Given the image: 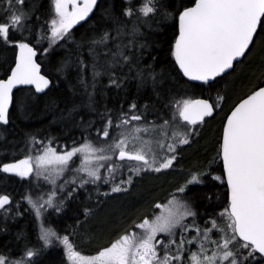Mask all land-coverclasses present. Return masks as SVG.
<instances>
[{
    "label": "snow or ice",
    "instance_id": "snow-or-ice-1",
    "mask_svg": "<svg viewBox=\"0 0 264 264\" xmlns=\"http://www.w3.org/2000/svg\"><path fill=\"white\" fill-rule=\"evenodd\" d=\"M54 2L57 18L50 22V47L52 42L64 38L74 24L88 17L97 6V0ZM0 3L7 4L3 22H0V38L6 43H15L19 48V56L15 67L10 70L11 74L6 79H0V123L6 125L9 121V107L13 104V89L17 85H34L37 91H43L50 81L41 75V66L34 59L37 49L24 38H10V33L29 31L27 23L34 9L26 10L25 0H0ZM135 11L139 13L138 19L155 16L160 11L158 0H141ZM122 14L132 17L133 8L123 9ZM176 15L179 34L175 39L173 55L183 74L192 80L215 81L221 74H227V70H234V62L240 63L241 58H248L258 45H264V0H192V6H182V10L178 9ZM104 16L117 25L116 35L112 36L111 29H104L97 38L90 41L93 47L89 48V52L94 57L92 77L95 81L96 77L106 74L109 85L120 88L125 77L117 75L116 69L122 70L128 66V70L132 71L135 67L132 63L134 56L126 54L125 50L135 47L133 40L140 28L134 22L130 31L125 33L128 26L120 24L110 9L104 10ZM125 34L133 39L127 44L116 43L115 51L107 47L110 40H116ZM97 46H103L104 52H96ZM102 54L105 62L98 67L96 61ZM137 76L144 78L142 70L137 69ZM149 76L155 81V74L149 73ZM256 79L258 83L251 93L240 100L227 116L222 143L217 153L222 159L225 176L216 175L214 179L226 183L228 189V206L218 214L224 218L222 224L209 217L205 223H210L211 227L202 229L196 223L197 213L191 203L180 198L186 195L189 185L203 184V177L211 175L210 171H197L191 172L189 179L175 189L167 204L157 205L163 209L159 215L151 220L144 217L139 224L133 223L131 231H125L96 255H82L75 250L68 235L60 236L53 228L45 227L41 222L38 239L43 241V246L51 245L55 238L65 246L67 259L71 264H264V86H260L264 85V56L261 57ZM91 86L95 89V83ZM222 99L223 97H217V100ZM177 108L184 121L197 125L213 115L216 104L202 99L183 100L177 102ZM136 111L137 105L133 102L129 105V112L121 111L115 122L111 110L104 114L103 126L97 129V133L109 138L110 142L100 146L90 140H85L78 146L73 142L70 149L64 147L61 152H57L52 147L53 139L49 138L46 144L39 142L43 145L41 154L4 163L0 171L27 177L34 171V161L37 176L48 172L49 175L45 176L48 179L52 172L51 166H59L54 170L57 174H63L72 158L80 154V165L73 171L87 173V178H81L77 185L83 187L89 181H100V169L105 166L103 162L110 161L118 153V161L124 163L109 164L104 179L113 183L112 192L122 191L131 185L133 176L145 170L160 172L171 168L177 159L178 145L188 144L191 136L190 132L173 131L171 140L174 143L168 142L165 145L163 140H157L156 148H153V142L145 140L142 133L161 129L162 135L167 138L169 122L164 121L162 125L144 123L143 116L136 114ZM110 129L114 133L112 136ZM30 139L34 145L37 143L36 137ZM165 147L166 153L163 152ZM130 162H137L138 166L131 167ZM126 164L131 175L127 180L116 184L114 173ZM75 180L76 176H73L65 184ZM52 182L55 183V180ZM60 187L63 188L64 185ZM45 195H37L35 199L31 195L25 197L37 216L46 207H55L59 212L63 206V200L59 201V205L54 204L57 195L55 190ZM71 195L72 193H68V196ZM10 207V197L0 195V209L7 214ZM188 217L192 218L191 223L187 222ZM190 229H194L196 235L189 238L186 233ZM213 229L217 231V239L211 238ZM193 242L197 245L196 251L190 248ZM206 245L212 248L210 255ZM35 255L34 249H26L19 260L0 254V264H31L24 257L31 258Z\"/></svg>",
    "mask_w": 264,
    "mask_h": 264
},
{
    "label": "trees",
    "instance_id": "trees-1",
    "mask_svg": "<svg viewBox=\"0 0 264 264\" xmlns=\"http://www.w3.org/2000/svg\"><path fill=\"white\" fill-rule=\"evenodd\" d=\"M140 3L141 0H101L90 17L72 27L64 38L52 42L50 47L49 41L40 42L35 35L41 33L46 37L43 28L55 14L53 0H25V9H34L27 23L31 37L25 40L39 51L42 72L51 79V85L41 93L33 88H21L15 92L9 121L6 125L0 123V165L18 159L21 152L18 148L33 136L37 139L52 138L68 146L71 141L80 142L82 138L95 137L108 110H111L115 122L117 115L129 110L133 102L137 105L136 114L144 117L159 114L161 118H166L173 100L182 95L206 97L212 102L216 95L223 97L224 107L216 110L202 124L210 128L208 134L200 130L198 137L181 150L179 162L175 164L180 172L169 171L154 177L145 174L136 178L127 192L111 194L109 200L94 194L88 200L86 194H79L67 203L61 214L50 218L58 232L68 235L76 250L83 254L97 253L125 231H131L133 223L139 224L144 217L150 218L157 210V202L165 200L167 194H173L169 192L180 187L183 181L185 183L191 172L211 173L203 177V184L190 185L186 191L197 219L217 218L228 206L226 183L212 178L214 172L224 176L221 159L217 155L223 126L232 108L258 83L256 73L264 56V45H258L248 58L235 64L234 70L211 83L189 80L179 70L173 51L178 35L176 12L182 10V6H192V0H158L160 11L155 16L138 19L139 13L135 9ZM128 7L133 8L132 17L122 14V10ZM105 9H110L120 24L128 26L125 33L130 31L134 22L140 28L133 40L135 47L125 50L126 54L134 56L132 63L135 67L132 71L128 70V66L116 69L117 75L125 77L120 88L109 85L106 74L96 77L95 81L92 77L94 57L89 52V48L93 47L90 41L104 29H111L112 36L116 35L117 25L104 16ZM20 37L22 33L16 37L10 33L11 39L19 40ZM131 39L125 34L110 40L107 47L115 51L116 43L127 44ZM141 44L144 47H139ZM95 51L103 53L104 47L97 46ZM16 52V48L0 39V79L9 74ZM104 62L102 54L96 61L97 66ZM137 69L144 73L143 79L137 76ZM149 73L155 74V81ZM93 83L95 89L91 86ZM1 173L4 177L0 178V183L5 186L4 189L16 191L18 195L21 186H17L15 175ZM28 214H21V217L10 221L6 234L0 235L1 250L19 253L28 244L32 245L30 248L37 245L34 241L35 222ZM32 262L67 264L64 251L58 247L39 254Z\"/></svg>",
    "mask_w": 264,
    "mask_h": 264
},
{
    "label": "rangeland",
    "instance_id": "rangeland-1",
    "mask_svg": "<svg viewBox=\"0 0 264 264\" xmlns=\"http://www.w3.org/2000/svg\"><path fill=\"white\" fill-rule=\"evenodd\" d=\"M30 2H31V0H30ZM53 2H54V0H53ZM5 8H7V4L6 3H0V22H3V17L5 15V12H4ZM54 12H55V2H54ZM56 18H57V16L55 13L49 19V24L44 26L43 29L46 32V37H44L41 33H39V35H35V38H38L40 42L43 40H47L50 42L51 41V23L50 22H51V20L56 19ZM142 18H144V17H142ZM71 29H69V31ZM19 33L20 32H15L13 34V37L18 36ZM30 33H31V31H25L22 33V37H20V38H24V39L30 38L31 37ZM0 39L2 41H4L2 38H0ZM59 40H61V39H59ZM4 43H6V42L4 41ZM6 45L12 46L16 49L18 47V45H16L15 43H6ZM217 97H222V96L216 95L213 99V103L216 104V110L218 111L220 108L224 107V104L222 101L223 99L217 100ZM183 100H195V97L191 96L190 94H185V95H182L181 97H179L178 99L173 100L171 107L169 108V115L166 116V118H161L159 116V114L147 115L146 117L143 116L144 123L154 122L157 125H162L164 123V121L169 122V126L167 128V138H165L162 135L161 129H156L154 132H150V133H142L145 140H150L153 142L151 145L153 148H156L155 141H157V140H163L165 145L168 142L174 143V140H171V137L173 136V131L190 132L191 136L189 138L188 144L192 143L191 141L194 137H198L197 135L200 134L199 133L200 130H204V131H206V133L210 131V128H208L207 126H204V125H202V126L190 125L187 121H184L183 118L179 116V114H178L179 109L177 108V102L183 101ZM229 101L230 100H228V104H229ZM225 107H226V104H225ZM126 112H129V110H127ZM112 135H114V133L110 129V136H112ZM48 139L49 138H47V139H37L36 138L37 143L34 145L31 142V139L29 138L28 141L24 142L25 145H24V143H22V146L18 148L19 150H21V152L18 154V155H20V157L18 159L16 158V160L24 159L26 156H29V155L35 157V156L41 154L40 150L42 149L43 145L40 144L39 142L43 141L46 144ZM85 140H90L97 146H100L104 143L110 142L109 138H104L102 135L98 136V134H96L95 137L82 138V140L80 142H75V144L78 146L79 144L84 143ZM73 142L74 141H71L70 146H68L64 142L60 143L58 141L53 140L52 147L55 148L57 152H61L64 149V147H67L70 149L73 146ZM188 144L178 145L177 150H176L177 151V159L173 162V165L171 168L162 169L160 172H155L152 170H145V171L141 172L139 175L133 176L131 185L136 181V178L143 176L145 174L147 177H154L157 174H162V173L169 172V171L180 172L179 168L176 169L175 164L177 162H179L181 150H183L186 146H188ZM156 150L158 151V153L160 152L159 149H156ZM163 152L166 153V147H165V149H163ZM117 155H118V153L116 155H113L111 157L110 161L103 162L105 164V166L100 169V173H101V180L100 181H98L96 183H92L91 181H89L83 187H77V185L79 184L81 178H87V173H76L73 171V169L77 168L80 165V160H81L80 154H77L76 156H74L72 158V160L69 162L67 168L64 169L63 174H57L55 172L54 169L56 167H59V166H51L52 172H51V175L48 179L45 178V176L49 175L48 172H46L44 175L37 176L36 171H35L36 164L33 161L34 171L29 176L20 177L19 175H15V178L17 181V186L18 185H19V187L21 186V192H19L21 194L18 193V195H16L17 194L16 191H10V189L5 190L4 189L5 186L2 183H0V195H9V193L14 192V194H10V195H12L13 200L11 202V207H10L9 211L7 212V214H5V211L3 209H0V229L6 227V225H9L11 220L17 219V217H21V214H24V213L28 214V212H29L28 215H30L34 219V222H35L34 224L36 226L35 228H36L37 239H38L39 234H40L41 222L44 223L45 227L53 228L58 233V235H60V236L66 235V234L61 235L58 232V230L55 228V226H53L52 223L50 222V218L53 216L56 217L57 215L61 214V210L62 209L64 210V207L67 206V203L72 198H75L77 195H79V194H77L78 191H81L83 194H86V197L88 200L90 199V197L93 196L92 194H94V196H97V197L102 196L103 200H109L111 198L110 197L111 194L124 193V192H127L131 188V185H130V186H126L124 188V190H122V191L112 192L111 188L113 186V183L111 181L106 182L104 179V177L107 176L109 164L124 163V162L118 161ZM130 166L131 167H137L138 163L137 162H130ZM0 167H2V165H0ZM1 172H3V171H0V174H2ZM129 175H131V172L129 171V166L126 164L125 167L119 168L118 171L114 173L115 183L119 184L121 180H127ZM216 175H218V174H216L214 172L213 177H212L213 180H215L214 177ZM2 176L3 175H0V178ZM73 176H76L75 182H69V183L65 184V181H70ZM189 177H190V174L188 175L187 178L186 177L185 178L189 179ZM53 179L55 180V183L52 182ZM183 182L181 183V185L184 184ZM61 185H64V187L61 188L60 187ZM174 189H176V188H174ZM174 189L171 190L169 193H172V192L174 193L175 192ZM53 190H55L56 194H57L56 198L54 199V204L59 205V201L63 200V206L61 207V210L59 212H57L55 210V207H51V208L46 207L45 210L42 211L41 215L37 216L35 211L32 209L31 205L29 204L28 200L25 199V197L28 195H31L33 197V199H35L37 195H45L46 193H50ZM68 193H72V195L68 196ZM104 193H107V195H104ZM171 195L172 194H167L166 199L161 201V202H157L156 207H157V205L167 204L168 201L171 199ZM46 198H47V196L45 195V199ZM180 198L181 199H187L186 195L182 196ZM191 205H192V203H191ZM6 207H8V206H6ZM192 208L194 211H196L194 209L193 205H192ZM223 210H224V208H223ZM223 210L221 212H223ZM162 211H163L162 208L157 207V210L155 211V213L148 219L149 220L153 219L155 215H159ZM17 213H19V214H17ZM215 220L217 221L218 224H222L224 222V218L221 217L220 215L217 218H215ZM206 221H208V220L204 219V218L203 219L202 218L197 219V217H196V223L202 229L205 227H211L210 223H208V224L205 223ZM187 222L191 223L192 218L188 217ZM136 230L140 231L139 229H136ZM163 235L164 234H160V236H163ZM186 235L190 238L191 236L196 235V232L194 229H190L189 232L186 233ZM210 235H211L212 239L218 238L216 229H213V231ZM158 238H160V237L158 236ZM37 244L39 246L38 249H39L41 254H43L44 251H48L52 248H56V247L60 248L61 250L64 251V256L66 258L67 264H71V261H68V259H67L65 246L61 242L56 240L55 238H53V242L51 245L43 246V241H41L39 239L37 241ZM206 246H208V245H206ZM186 247H189V246H186ZM208 247H209V255H210L212 248H211V246H208ZM190 248L192 251H196L197 250L196 243L193 242V244L190 246ZM75 250H76V248H75ZM81 254L84 256H93V255H96L97 253L90 254V255L89 254H83V253H81ZM11 256H13L14 259L19 260L22 256H24V254H21V255L15 254V255H11ZM187 257H188V253L186 252L185 253V261H187ZM24 258H25V260L31 261V260H35L37 257H35L34 259L33 258L31 259L28 257H24ZM32 263L33 262L31 261V264Z\"/></svg>",
    "mask_w": 264,
    "mask_h": 264
},
{
    "label": "water",
    "instance_id": "water-1",
    "mask_svg": "<svg viewBox=\"0 0 264 264\" xmlns=\"http://www.w3.org/2000/svg\"><path fill=\"white\" fill-rule=\"evenodd\" d=\"M101 0H97V6H98V3L100 2ZM97 6L93 9V11L91 12V13H89V16H91V14L96 10V8H97ZM88 16V17H89ZM88 17H86L84 20H82V21H79V22H77L76 24H74L73 26H77V25H79V24H81L82 22H84ZM178 29H179V25H178ZM178 34H179V30H178ZM178 36V35H177ZM29 43V42H28ZM31 44V43H30ZM32 45V44H31ZM33 46V45H32ZM34 47V46H33ZM35 48V47H34ZM38 50H37V55H36V57H34V59L36 60V62L38 63V64H40V72H41V75H44V76H46L48 79H49V81H50V84H49V86L47 87V88H45V89H43V91H37L36 90V88H35V86L34 85H17L14 89H13V102H14V94H15V92L18 90V89H21V88H27V87H31V88H33L37 93H41V92H44V91H46L49 87H50V85H51V79L47 76V75H45L43 72H42V65H41V63L39 62V59H38ZM18 56H19V48L17 47V52H16V57H15V61H16V59L18 58ZM243 58H241V60H242ZM15 61H14V64H13V66H12V68H14L15 67ZM177 63V62H176ZM235 62H234V66H235ZM177 66H178V68H179V65H178V63H177ZM11 68V69H12ZM179 70L182 72V74H183V71H182V69H180L179 68ZM231 70H227V73L228 72H230ZM11 74V71L9 72V74L7 75V76H9ZM223 75H225V74H221V76H223ZM7 76L5 77V78H2V79H6L7 78ZM185 76V75H184ZM221 76H219V77H221ZM187 77V76H186ZM189 80H191V81H194V82H199V83H211L212 81L210 80V81H208V82H204V81H197V80H192L191 78H189V77H187ZM216 78H218V77H216ZM215 78V79H216ZM262 86H264V85H262ZM250 94V93H249ZM244 98H246V96L244 97ZM243 98V99H244ZM197 99H202V100H208L210 103H212V101L210 100V99H208V98H206V97H198V98H196L195 100H197ZM242 100V99H241ZM240 102V101H239ZM238 102V103H239ZM237 103V104H238ZM12 106H13V104L12 105H10V107H9V114H10V111H11V108H12ZM234 108V107H233ZM232 108V109H233ZM216 111V110H215ZM215 111H214V113H215ZM214 113H213V115H214ZM231 114V111L229 112V114L227 115V116H229ZM212 115V116H213ZM207 118H209V117H206L205 118V120L207 119ZM227 118V117H226ZM199 123V122H198ZM225 124H226V120H225V123H224V126H225ZM224 126H223V128H224ZM222 134H223V130H222ZM221 143H222V138H221ZM117 159H118V155H117ZM221 162H222V159H221ZM223 167V166H222ZM8 174H15V173H8ZM224 176H225V173H224ZM228 190V189H227Z\"/></svg>",
    "mask_w": 264,
    "mask_h": 264
},
{
    "label": "flooded vegetation",
    "instance_id": "flooded-vegetation-1",
    "mask_svg": "<svg viewBox=\"0 0 264 264\" xmlns=\"http://www.w3.org/2000/svg\"><path fill=\"white\" fill-rule=\"evenodd\" d=\"M221 166H222V162H221ZM222 170H223V167H222ZM218 175H220V176H222V174L221 173H218ZM223 175H224V172H223ZM10 194H14V192H11V193H9V197H10V201L12 202V200H13V198H12V195H10ZM77 194H83L81 191H78L77 192ZM17 195V194H16ZM36 227V226H35ZM6 228H7V225H6V227H4V228H2V229H0V235L1 234H6ZM36 229V228H35ZM35 236H36V239H34V241L37 243V241H38V239H37V234L35 233ZM34 241L32 242V243H34ZM30 246H32V245H29L28 244V246L26 247V249H34V250H36V255L35 256H33V257H31V259L33 258H35V257H38L39 256V254L40 255H42L41 253H40V251H39V249H38V244L37 245H35V246H33L32 248H30ZM25 249V250H26ZM25 250H23V251H20L19 253H16V252H10V251H7V250H1L0 249V254H5V255H15V254H18V255H21V254H24L25 253ZM51 250V249H50ZM49 251V250H48ZM44 252H47V251H44ZM12 258H13V256H11ZM14 259V258H13ZM31 261H34V260H31Z\"/></svg>",
    "mask_w": 264,
    "mask_h": 264
},
{
    "label": "bare ground",
    "instance_id": "bare-ground-1",
    "mask_svg": "<svg viewBox=\"0 0 264 264\" xmlns=\"http://www.w3.org/2000/svg\"><path fill=\"white\" fill-rule=\"evenodd\" d=\"M38 57H39V53H38Z\"/></svg>",
    "mask_w": 264,
    "mask_h": 264
}]
</instances>
